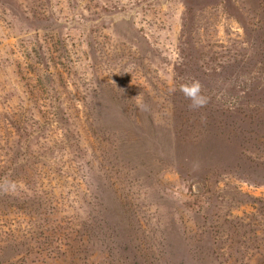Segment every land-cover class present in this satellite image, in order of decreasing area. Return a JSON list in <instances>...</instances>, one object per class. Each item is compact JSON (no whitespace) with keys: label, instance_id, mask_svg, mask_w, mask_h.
Masks as SVG:
<instances>
[{"label":"rangeland","instance_id":"374dc122","mask_svg":"<svg viewBox=\"0 0 264 264\" xmlns=\"http://www.w3.org/2000/svg\"><path fill=\"white\" fill-rule=\"evenodd\" d=\"M0 264H264V0H0Z\"/></svg>","mask_w":264,"mask_h":264},{"label":"clouds","instance_id":"9594fccd","mask_svg":"<svg viewBox=\"0 0 264 264\" xmlns=\"http://www.w3.org/2000/svg\"><path fill=\"white\" fill-rule=\"evenodd\" d=\"M173 88L171 91H175ZM186 100L189 101L188 107L190 110H198L205 107L208 103V96L204 93L203 85L199 80L192 79L189 82L183 83L179 88ZM143 107V105H141ZM8 191L15 192L16 186L14 183L8 185L6 189Z\"/></svg>","mask_w":264,"mask_h":264}]
</instances>
